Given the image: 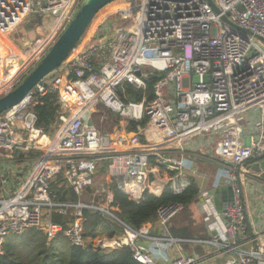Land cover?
I'll return each mask as SVG.
<instances>
[{"label":"built area","instance_id":"obj_1","mask_svg":"<svg viewBox=\"0 0 264 264\" xmlns=\"http://www.w3.org/2000/svg\"><path fill=\"white\" fill-rule=\"evenodd\" d=\"M213 1L219 13L208 0L110 3L112 12L125 17L111 22L96 43L75 49L62 68L0 114V260L8 235L35 228L48 242L63 235L81 247L130 246L137 260L155 264L138 241L158 238L120 220L112 186L137 202L147 191L158 193L167 183L174 194L183 193L190 185L184 142L237 133L244 126L243 114L255 110L254 141L250 146L228 147L219 170V180L232 185L235 193L226 210L231 221L217 211L211 191L202 192V209L212 233L207 243L237 254L234 264H264V227L254 229V237L240 240L247 231L246 201L244 188L240 191L237 183L238 177L242 187L248 178L262 177L245 163L264 154V48L256 37L264 39V0ZM81 2L0 0V33L10 34L33 14L57 19L68 5L62 24L69 23ZM222 16L252 34L239 31ZM151 77L156 79L154 97L148 102L130 99L128 87L146 90ZM48 93H55L59 104L52 132L38 126L36 110ZM103 112L117 116L120 128L99 130L96 123L104 121ZM22 157L33 163L24 178L12 175V166ZM103 162L105 180L89 192ZM59 174L78 194L77 202L55 199L51 183ZM183 208L171 204L158 210L165 235ZM87 209L118 220L129 236H85ZM70 210L74 217L66 226L54 221V213L66 216ZM171 264H197V260L181 254Z\"/></svg>","mask_w":264,"mask_h":264},{"label":"trees","instance_id":"obj_2","mask_svg":"<svg viewBox=\"0 0 264 264\" xmlns=\"http://www.w3.org/2000/svg\"><path fill=\"white\" fill-rule=\"evenodd\" d=\"M14 51H18V49H14ZM155 81L156 79L151 77L146 90H135L129 86V98L137 101L145 99L148 102L154 97L153 84ZM58 108L57 95L55 93L46 94L43 97V103L36 106L39 114L38 126L48 132L54 131L53 125ZM129 129H134V125L132 124ZM106 168L107 163L103 162L98 173L104 175ZM112 188L114 204L119 208L116 215L133 229L140 230L146 223L158 220V210L161 207L179 204L184 208L168 224L171 235L175 238L185 239L207 237L203 224L194 219L192 207L197 202L200 192L195 179H190V185L183 193L174 194L167 183L158 193L147 191L139 202L130 199L116 186H112ZM51 189L57 201L75 203L79 200L78 194L65 183L62 174H59L51 183ZM84 215L85 236L94 238L106 234L109 237H114L116 234H122L124 230L123 225L109 215L89 209L84 211ZM73 217L72 210L66 216L53 214L54 221L65 226L66 222L72 220ZM4 249L5 254L1 257L0 264H143L135 258V252L130 246H122L117 249H101L93 245L81 247L72 244L63 235H58L48 242L46 235L35 228L28 229L22 234L8 235Z\"/></svg>","mask_w":264,"mask_h":264},{"label":"crops","instance_id":"obj_3","mask_svg":"<svg viewBox=\"0 0 264 264\" xmlns=\"http://www.w3.org/2000/svg\"><path fill=\"white\" fill-rule=\"evenodd\" d=\"M7 39H9L7 34L0 33V51L4 46H6L9 48L10 52H12V55L10 54L9 56H5L4 54L0 53V88H4L5 84L12 79L11 76H6L7 70H11L13 72L12 75L14 76L18 69L24 65L23 57L32 55L28 52L23 53L22 55L19 53V50L14 51L13 47L9 45ZM19 57L22 61L21 65L17 62ZM18 64L20 65L19 67H17ZM244 119L246 122L242 128V133L239 130L237 133L234 132L233 134L226 135V133H220L212 136H201L195 137V140L189 142L186 140L187 142H184L183 146L185 148V163L187 165L186 173L189 177V181L191 178L195 179L200 191L197 202L192 207L194 219L198 223L203 224V227L207 232V237H195L194 239L177 238L182 240L179 242L172 240L175 239V237L171 235L169 230L167 235H165L164 231L163 234H161L162 228L158 224V220L155 222L146 223L143 225L140 231L148 233L149 235L157 237L158 239L154 241L147 240L149 242L144 241L149 243V247H143V252L150 256L155 264H171V262L181 254L193 256L196 258L197 264L235 263L234 258L237 256V254L234 252H222L218 250L217 247L207 243V240L211 239L212 233L208 228L209 219L206 217L202 209V192L208 190L215 193V190L219 186L227 184L224 179L219 180V170L224 156L223 153H225V150H227L228 147H240L241 145L250 146L254 141L256 134L254 125L257 119V112L255 110H249L245 112ZM227 138L229 139L227 140ZM226 141L229 142L226 143ZM223 143H225L226 146L222 145ZM30 163L32 162L22 157L21 161L16 162L14 166H12V175L23 177L20 164L27 165ZM210 167H216L217 172L215 174H210L207 171V169ZM251 180H254V183L257 184V187L252 185L254 194L251 195L248 193V187L250 186L248 181L247 184L243 186V188L244 198L246 201L247 218L253 228V231H255L254 229H260L261 227H264V177L256 175L251 178ZM245 237H252L248 224L247 231L241 235L240 240L243 241ZM252 245L254 244H245L244 248H250Z\"/></svg>","mask_w":264,"mask_h":264},{"label":"rangeland","instance_id":"obj_4","mask_svg":"<svg viewBox=\"0 0 264 264\" xmlns=\"http://www.w3.org/2000/svg\"><path fill=\"white\" fill-rule=\"evenodd\" d=\"M114 6H106L104 7L95 17V19L90 24L89 28L86 30L85 34L83 35L81 41L79 42L78 46L76 47V50H82L84 48H87L91 46L92 44L99 41L101 36L104 35L105 28L111 22H113L115 19H118L119 16L125 17V15L120 14L118 15L115 11L112 12L114 9ZM68 9H65L64 12L55 19L54 16L48 15L44 17H37L36 15H30L27 17L20 25H18L13 32L10 34H7L9 36L8 42L13 49H18L19 53L23 55V53H29L32 54L31 56L23 57V66L20 67L17 71V73L13 76V72L11 70H7L6 76H11V80L5 84V87L0 88V97L4 95L5 89L9 87L10 84L16 83L17 80L21 81L32 69V67L38 63V61L47 53L50 46L54 43V41L58 38V36L61 34L63 29L68 24L65 22L62 24L63 19L65 15L67 14ZM118 16V17H117ZM104 28V29H103ZM260 46L264 48V41L257 39ZM1 48V45H0ZM9 48L4 46L0 53L4 54L5 56L12 55V52H10ZM17 62L21 65V59L17 60ZM18 64L17 67L20 65ZM17 65V64H16ZM64 63L62 64V66ZM36 66V65H35ZM62 66L59 67L62 68ZM3 77V76H1ZM164 94L168 96L166 88H164ZM104 114V121L96 123V126L99 130L102 132H111L116 129H119L121 126L120 119L117 116H113L107 112H103ZM244 116V114H243ZM246 122V120H245ZM244 122V123H245ZM241 133L243 132V129L240 128ZM204 138V137H203ZM195 140V138H191L189 141ZM185 141V142H187ZM33 167V163L30 164H20L21 171L23 173V178L26 177V175L30 172V170ZM207 171L210 174H215L217 172V168L210 167L207 169ZM95 182L92 188L89 190V192H94L96 188L102 184L105 180V175L98 173L95 175ZM248 183L250 186L248 187V193L253 195V188L252 185L257 187V184L254 183V180H251V178H248ZM249 194V195H250ZM129 231L123 230L122 234H116L112 238H126L129 236ZM161 234H163V229H161ZM100 236H106L107 238H111L107 236L106 234L100 235ZM99 243V242H97ZM99 246V245H98ZM106 248V247H105ZM111 246H107V249H111Z\"/></svg>","mask_w":264,"mask_h":264},{"label":"water","instance_id":"obj_5","mask_svg":"<svg viewBox=\"0 0 264 264\" xmlns=\"http://www.w3.org/2000/svg\"><path fill=\"white\" fill-rule=\"evenodd\" d=\"M116 0H82L79 9L75 13L71 21L66 25L58 38L50 46L47 53L38 61L36 66L19 82L14 88L7 91L0 97V114L7 111L11 107L22 102L31 93V91L47 76L54 73L60 66L66 61L70 54L76 49L81 41L86 30L89 28L92 21L97 14L110 3ZM171 2H182L190 0H166ZM213 6L214 10L219 13V8L215 5L213 0H208ZM40 17V16H37ZM223 20L230 23L233 27L241 32L252 34L249 30L241 28L232 23L226 16H222ZM258 39L264 41L263 38L256 36ZM208 76L205 80L208 81ZM198 81V77H196ZM88 125L92 126L93 121L90 118ZM248 169H252L255 172L261 173L264 177V154L253 157L247 160L246 163ZM238 188L242 191V183L240 177L237 179ZM234 189L232 185L219 186L214 193V203L217 211L228 222L231 219L226 215L228 206L234 201ZM246 222L248 224L251 235L254 237L253 228L248 221L247 211L245 210ZM176 241H182L175 238ZM149 242V241H147ZM138 241V244L144 248L149 247V243Z\"/></svg>","mask_w":264,"mask_h":264},{"label":"bare ground","instance_id":"obj_6","mask_svg":"<svg viewBox=\"0 0 264 264\" xmlns=\"http://www.w3.org/2000/svg\"><path fill=\"white\" fill-rule=\"evenodd\" d=\"M65 9H69V5H68ZM18 59H19V58H18Z\"/></svg>","mask_w":264,"mask_h":264}]
</instances>
